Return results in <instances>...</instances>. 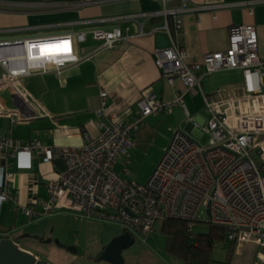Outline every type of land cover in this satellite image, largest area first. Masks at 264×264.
<instances>
[{"label": "built area", "instance_id": "built-area-1", "mask_svg": "<svg viewBox=\"0 0 264 264\" xmlns=\"http://www.w3.org/2000/svg\"><path fill=\"white\" fill-rule=\"evenodd\" d=\"M160 1L162 14L175 17V29L167 20L163 27L171 42L155 50L156 63L168 82L174 84L179 77L188 91L198 93L204 92L203 75L230 68L242 71L240 94L216 99L205 94L211 115L201 131L209 133L207 143L176 129L145 183L122 176L116 163L121 156L129 157L135 145L131 136L144 119L171 112L178 105L186 107L183 94L166 100L150 86L141 91L132 119L120 116L114 107L99 109L98 114L108 120L101 121L98 134L87 135L80 146H52L37 138L12 140L0 133V214L3 203L13 197L8 170L12 161L20 169H30L33 154L39 152L46 161L63 157L65 168L48 182V198L41 201V210L35 199L17 207L29 219L65 210L111 221L145 240L157 222L179 218L188 221L191 235L194 223L201 221L224 229L227 239L237 246L244 242L264 245V53L257 28L250 23L234 24L226 50L206 52L201 62H188L185 49L173 39V33L182 29L183 8L167 7L168 0ZM111 21L101 18L76 31L21 34L0 30V89H8L16 101L14 106H0V113L10 115L12 122L42 114L34 109L22 78L36 72H61L86 59L77 54V42L86 39L87 30L102 40L99 48L113 47L130 36L129 26L123 29L118 21ZM144 34L142 28L136 32ZM48 51L57 56L45 54ZM107 94L101 91L103 102ZM257 264H264L263 256Z\"/></svg>", "mask_w": 264, "mask_h": 264}, {"label": "crops", "instance_id": "crops-1", "mask_svg": "<svg viewBox=\"0 0 264 264\" xmlns=\"http://www.w3.org/2000/svg\"><path fill=\"white\" fill-rule=\"evenodd\" d=\"M167 7L183 8L180 11L182 29L173 33V39L185 49L188 62H201L206 52L226 50L230 27L242 23L256 26L260 51L264 53V0H168ZM163 8L160 0H0V30L21 34L47 29L76 31L89 28L91 22L101 18L113 20L110 24L118 21L123 29L130 27V36L109 48H99L102 40L87 30L86 39L77 42V54L87 56L86 59L61 72H36L22 78L36 105L34 109L42 114L12 122L10 115L0 113V133L12 140L37 138L52 146H80L87 135L98 134L101 121L108 120L105 115L98 114L99 109L114 107L120 116L132 119L139 109L141 91L150 86L166 100L183 94L186 107L178 105L171 112L162 113L173 126L186 124L184 129H177L200 143H207L209 137L206 142L200 140L207 133L200 128L211 115L205 94L215 99L240 94L242 71L230 68L205 74L202 78L204 92L198 93L188 91L179 77L174 84L168 82L156 63L155 50L160 46L157 36L163 35L168 43L171 42L163 27L167 20L168 24L173 22L169 26L175 29V17L163 15ZM140 28L146 34L137 36ZM154 28L156 31L150 33ZM102 90L108 93L104 102ZM5 105L14 106L16 101L8 89H0V106ZM159 114L148 115L132 134L135 145L129 153L142 136L147 118ZM188 117L199 125L195 126ZM121 158L125 163L130 160L126 156ZM32 163V168L20 169L12 161L8 170L12 173L9 187L13 197L3 203L0 214V238L12 237L25 249L12 235L22 223L20 216L27 217L17 207L34 199L37 204L47 199L48 182L65 168L63 157L46 161L39 152L33 154ZM127 172V167H123V173ZM119 173L130 179L127 174ZM120 232L110 233L103 245Z\"/></svg>", "mask_w": 264, "mask_h": 264}, {"label": "rangeland", "instance_id": "rangeland-1", "mask_svg": "<svg viewBox=\"0 0 264 264\" xmlns=\"http://www.w3.org/2000/svg\"><path fill=\"white\" fill-rule=\"evenodd\" d=\"M193 94V93H192ZM203 110V108H202ZM143 134L137 139V145L130 150L129 162L121 158L115 169L130 180L145 183L159 160L162 158L169 139L177 128L164 113L147 118ZM201 129V128H200ZM209 134L200 138L206 142ZM128 172L123 173V167ZM42 209V202L37 204ZM21 224L13 230L12 235L21 241L39 258H46L52 264H93V257L101 250L110 233L122 231L119 224L111 221L88 218L70 211H56L41 217L29 219L20 216ZM208 222H195L196 233L207 231ZM231 243L218 239L214 244L213 264H257L264 257V245L244 242L234 252ZM125 264H185L167 250V235L160 229V221L154 231L145 240L136 236L135 243L123 251ZM99 264H111L100 260Z\"/></svg>", "mask_w": 264, "mask_h": 264}, {"label": "trees", "instance_id": "trees-1", "mask_svg": "<svg viewBox=\"0 0 264 264\" xmlns=\"http://www.w3.org/2000/svg\"><path fill=\"white\" fill-rule=\"evenodd\" d=\"M169 24L172 26L173 22ZM195 227V223H194ZM193 235L188 228V221L179 218H167L160 222V229L167 235V250L173 256L181 259L185 264H213V249L216 240L227 239L226 231L210 224L207 231ZM233 251L237 243L231 242Z\"/></svg>", "mask_w": 264, "mask_h": 264}, {"label": "water", "instance_id": "water-1", "mask_svg": "<svg viewBox=\"0 0 264 264\" xmlns=\"http://www.w3.org/2000/svg\"><path fill=\"white\" fill-rule=\"evenodd\" d=\"M160 46H166L163 35L157 36ZM136 236L122 228L114 235L101 251V259L111 264H125L123 251L135 243ZM0 264H52L46 258H39L35 253L20 246L12 237L0 238Z\"/></svg>", "mask_w": 264, "mask_h": 264}, {"label": "flooded vegetation", "instance_id": "flooded-vegetation-1", "mask_svg": "<svg viewBox=\"0 0 264 264\" xmlns=\"http://www.w3.org/2000/svg\"><path fill=\"white\" fill-rule=\"evenodd\" d=\"M103 246H104V245H103ZM103 246H102V248H103ZM102 248H101V250L98 252L97 256L95 255V256L93 257V264H99V263H100V260H102V259H101V251H102Z\"/></svg>", "mask_w": 264, "mask_h": 264}, {"label": "bare ground", "instance_id": "bare-ground-1", "mask_svg": "<svg viewBox=\"0 0 264 264\" xmlns=\"http://www.w3.org/2000/svg\"><path fill=\"white\" fill-rule=\"evenodd\" d=\"M46 53H52L51 55L53 56V57H55V56H57L56 54H55V52L53 51V52H51V51H48V52H45V54Z\"/></svg>", "mask_w": 264, "mask_h": 264}, {"label": "snow or ice", "instance_id": "snow-or-ice-1", "mask_svg": "<svg viewBox=\"0 0 264 264\" xmlns=\"http://www.w3.org/2000/svg\"><path fill=\"white\" fill-rule=\"evenodd\" d=\"M61 43H63V44H67V41H63V42H61Z\"/></svg>", "mask_w": 264, "mask_h": 264}]
</instances>
